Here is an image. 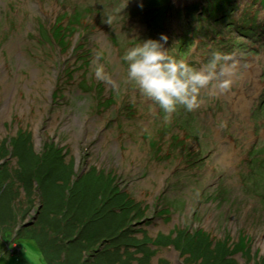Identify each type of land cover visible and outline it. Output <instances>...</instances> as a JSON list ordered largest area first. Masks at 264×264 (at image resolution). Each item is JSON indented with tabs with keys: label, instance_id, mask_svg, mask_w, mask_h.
<instances>
[{
	"label": "rangeland",
	"instance_id": "374dc122",
	"mask_svg": "<svg viewBox=\"0 0 264 264\" xmlns=\"http://www.w3.org/2000/svg\"><path fill=\"white\" fill-rule=\"evenodd\" d=\"M75 10L83 24L60 45L52 27ZM161 32L197 68L230 53L231 86L210 82L197 108L165 118L122 59ZM50 145L58 156L41 158ZM0 166V264H98L123 228L124 264L263 263L264 0H0ZM110 179L135 207L108 200ZM200 228L225 258L192 249Z\"/></svg>",
	"mask_w": 264,
	"mask_h": 264
},
{
	"label": "clouds",
	"instance_id": "9594fccd",
	"mask_svg": "<svg viewBox=\"0 0 264 264\" xmlns=\"http://www.w3.org/2000/svg\"><path fill=\"white\" fill-rule=\"evenodd\" d=\"M168 39L164 32L141 38L127 47L122 56L127 64V77L144 95L158 103L165 118L180 106L187 111L197 108L201 103V89L210 82L221 91L227 90L236 71L232 55L220 50H214L207 63L194 67L171 54L166 47ZM95 74L98 78H107L102 65H96Z\"/></svg>",
	"mask_w": 264,
	"mask_h": 264
},
{
	"label": "trees",
	"instance_id": "16d2710c",
	"mask_svg": "<svg viewBox=\"0 0 264 264\" xmlns=\"http://www.w3.org/2000/svg\"><path fill=\"white\" fill-rule=\"evenodd\" d=\"M156 5H158V4H156ZM78 22V17H75L74 19H72L71 21H69V26L70 27H67V28H73V25L74 24H76ZM67 29L63 26V25H61V24H59V25H56L55 26V29H54V32H53V34H54V37L55 38H63V37H66L67 36V31H66ZM18 138V137H17ZM19 140L18 139H15V143H16V145H17V142H18ZM58 152H59V148L58 147H56L55 145H50V147H49V149L47 150V151H45L44 152V154L42 153L41 154V158L42 157H46V156H48V157H50V158H56L57 156H58ZM43 155V156H42ZM41 160V159H40ZM57 164H56V162H52L51 164H49L48 166H46V168H45V170L46 171H48V170H51V169H53L54 168V166H56ZM2 166H0V191L1 192H6L7 190L6 189H3V187H2V183H1V180L3 179V177H2V173L4 174L5 173V170H2ZM8 170V177H9V169H7ZM43 171H45L44 169H42ZM39 172V173H38ZM37 172V175H39L40 174V170ZM17 174L19 175V179H22L20 176H22L21 175V173H20V171L19 172H17ZM29 175H34V173H32V174H29ZM17 178V177H16ZM33 178V177H32ZM43 179V177H40V180L39 181H41ZM113 181V179H110V181ZM78 181V180H77ZM110 181H108V185H110L111 187H108L107 186V184L103 187V193H108V200H113V198H111L112 197V195L114 196V197H116V195H119L120 196V198H119V200H120V203L122 204V205H124V203H128V202H131V204L135 207L136 206V203H135V201H133L132 199H130L129 197H128V195L127 194H125V193H123L121 190L119 191V192H116V190L118 191V189L119 188H117V187H115L116 185H113V182H110ZM16 189V188H15ZM5 192H4V194L3 195H5ZM111 192H115L114 194H111ZM111 194V195H110ZM99 196H101V198L99 197ZM127 196V199H125V197ZM106 197V198H107ZM105 198V199H106ZM82 200V199H81ZM92 200H94V202L95 203H97L99 200H102V195H101V193L98 191V193L96 194H94V196H92ZM104 204H107L108 205V201H105V200H103L102 201ZM116 202V201H115ZM131 204H129L128 205V208H130V209H127V210H125L126 212H130L131 214H133L135 211H134V209H132L133 208V206H130ZM137 205H138V203H137ZM121 208V207H120ZM115 209L116 208H109V206H108V212H107V214H105L106 216L107 215H113V214H115ZM105 215H103V217L105 218ZM119 218H120V216H119ZM90 220V219H89ZM120 220H123V218H120ZM85 222H87V221H85ZM90 222H92V224L94 223V221L93 220H90ZM77 224V222H75V225ZM83 225L84 224H82V227H83ZM85 225H88V223H86ZM77 227V226H76ZM97 229V232L99 231V228H98V226L96 227ZM84 229V228H83ZM127 230H128V228H125V230H124V228L122 229V230H118L117 231V238H115V239H113L112 241H111V243H114V242H116V247L118 248L119 247V249L118 250H116L115 248V250L113 249V248H108V250H104V251H107L108 252V255H107V253H105L104 252V256H101V258L100 257H97L96 259H94V261H97V263L99 262V263H101V260L103 259L102 257H105V259H106V257H107V259H109V263L110 264H124V263H122L120 260H123L122 259V253H121V249H120V246L119 245H121L122 243L123 244H125V245H129L128 243H126V241H129L131 238H132V236L131 235H125L124 236V232H127ZM185 234V233H184ZM195 235H197L196 237H193L192 236V239L190 240V238H188L187 240V242L189 243V244H191V246H192V249H195V251L197 252V253H199L200 252V254L199 255H201V256H205V255H208V257H209V260H214L213 258L215 257V256H217V254L219 253V252H224V254L221 256V254H220V257H223V258H225V256H226V252H228V250H229V248H227L224 244H223V246L221 245L220 246V251L219 250H217L214 254H213V251H215V248H217V247H214V248H212V246H211V241H207L208 240V235H206L205 234V232L200 228V229H198L197 230V232L195 233ZM199 238L200 239H202L200 242H202V243H200L199 242ZM178 239H180V238H178ZM73 240V241H72ZM115 240V241H114ZM74 241H77V237L76 238H74V239H71V242L72 243H74ZM71 242H69V243H71ZM155 242V241H154ZM196 242V243H195ZM72 243H71V246L72 247H75V248H73V249H69V247L66 245V247L67 248H65V249H63V250H66V249H68V254L70 253V254H73V252H78L79 251V247L77 246V244L75 245V244H73L72 245ZM119 244V245H118ZM224 250V251H223ZM43 251H44V249H43ZM113 251H115V252H113ZM221 252V253H222ZM44 253H45V256H47V260L48 261H50L49 260V255H50V252L48 251V250H46V251H44ZM78 258H79V255H78ZM104 260V259H103ZM226 261V260H225ZM63 262H65V260L63 259ZM66 262H68V260L66 261ZM66 262H65V264H66ZM78 261H76V262H72V263H70L69 262V264H75V263H77ZM224 262V261H223ZM51 263V262H50ZM98 263V264H99ZM264 263V262H263ZM263 263H261V264H263ZM82 264H93L91 261H86V262H82ZM95 264V263H94ZM125 264H129L128 262L126 263L125 262ZM212 264V263H211Z\"/></svg>",
	"mask_w": 264,
	"mask_h": 264
},
{
	"label": "bare ground",
	"instance_id": "6f19581e",
	"mask_svg": "<svg viewBox=\"0 0 264 264\" xmlns=\"http://www.w3.org/2000/svg\"><path fill=\"white\" fill-rule=\"evenodd\" d=\"M28 135V134H27ZM27 135H25L26 137H27ZM224 157V156H223ZM107 174V176H109V174L108 173H106ZM106 176V177H107ZM116 187V186H115ZM121 189H118V191L116 190V192H119ZM123 192V191H122ZM115 192H111V194H114ZM123 193H125V194H127L128 196H129V194L128 193H126V192H123Z\"/></svg>",
	"mask_w": 264,
	"mask_h": 264
},
{
	"label": "crops",
	"instance_id": "0c3cea01",
	"mask_svg": "<svg viewBox=\"0 0 264 264\" xmlns=\"http://www.w3.org/2000/svg\"><path fill=\"white\" fill-rule=\"evenodd\" d=\"M3 257H4V256L0 257V259H3ZM7 258H8V257H7ZM7 258H6V259H7ZM4 259H5V258H4Z\"/></svg>",
	"mask_w": 264,
	"mask_h": 264
}]
</instances>
